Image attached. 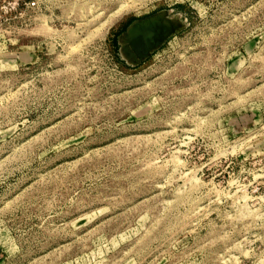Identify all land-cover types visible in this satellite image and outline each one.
Instances as JSON below:
<instances>
[{"label": "rangeland", "instance_id": "1", "mask_svg": "<svg viewBox=\"0 0 264 264\" xmlns=\"http://www.w3.org/2000/svg\"><path fill=\"white\" fill-rule=\"evenodd\" d=\"M29 1L0 0V264H264V0Z\"/></svg>", "mask_w": 264, "mask_h": 264}, {"label": "water", "instance_id": "2", "mask_svg": "<svg viewBox=\"0 0 264 264\" xmlns=\"http://www.w3.org/2000/svg\"><path fill=\"white\" fill-rule=\"evenodd\" d=\"M163 18H164V14H160V15L154 16V17H152L150 19H147V20H145V21H143L141 23H143V24L156 23V22L161 21ZM138 26H139V22H136V23L132 24L130 26V28H129V34L132 33L134 30H136L138 28ZM166 34H158V35H156L152 39L150 45L144 51V53L142 54L140 59H142L144 56H146L148 52H150V51L154 50L155 48L159 47L161 45V43L163 42V40L165 39ZM136 61H138V60H136Z\"/></svg>", "mask_w": 264, "mask_h": 264}, {"label": "built area", "instance_id": "3", "mask_svg": "<svg viewBox=\"0 0 264 264\" xmlns=\"http://www.w3.org/2000/svg\"><path fill=\"white\" fill-rule=\"evenodd\" d=\"M11 0H2L3 3H7V5H10ZM37 5V2L35 0H32V1H29L27 2V6L30 7V8H34L35 6Z\"/></svg>", "mask_w": 264, "mask_h": 264}]
</instances>
